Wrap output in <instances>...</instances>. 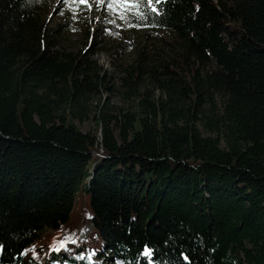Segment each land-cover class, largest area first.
Returning a JSON list of instances; mask_svg holds the SVG:
<instances>
[{
	"label": "trees",
	"instance_id": "trees-1",
	"mask_svg": "<svg viewBox=\"0 0 264 264\" xmlns=\"http://www.w3.org/2000/svg\"><path fill=\"white\" fill-rule=\"evenodd\" d=\"M46 1L0 0V264H264V0L107 6L110 26L171 36L123 77L167 92L90 117L102 75Z\"/></svg>",
	"mask_w": 264,
	"mask_h": 264
},
{
	"label": "rangeland",
	"instance_id": "rangeland-1",
	"mask_svg": "<svg viewBox=\"0 0 264 264\" xmlns=\"http://www.w3.org/2000/svg\"><path fill=\"white\" fill-rule=\"evenodd\" d=\"M106 9L107 2L102 4L100 0H88L87 5L79 3V0H47L45 5L46 20L51 25L63 23L60 31L61 47L72 53H82L84 58L93 60L98 74L102 75V85L105 86H97V90L88 93L86 104L92 111L88 117L100 107L108 112L121 107L140 113L145 108L144 98L149 102L157 97L166 98L165 81L161 78L154 79L143 68L139 77L134 81L137 85L134 91L128 89L123 77L130 65L138 62H155L148 57L137 61L135 59L137 47L142 46L144 52L151 53L152 48L159 46L151 41L161 40L156 38L169 40L171 36L158 30L157 36L153 34V37H145L141 29L127 32L119 24L110 26L104 20ZM97 45L101 48H97ZM90 50L93 51L91 54H89ZM154 51H157L153 54L157 59L162 58L166 52L165 49ZM214 98L215 104L219 107V98L217 96ZM195 124L202 133H207L199 120H196ZM78 127L82 131L89 132L98 128L92 120L78 123ZM209 134L214 135L213 132ZM87 215L89 216L90 213ZM90 230L91 222H87L82 226L79 236L83 237ZM46 231L51 232V229ZM51 233L55 236L58 231ZM95 254L93 249L89 250L88 255L91 259L96 258Z\"/></svg>",
	"mask_w": 264,
	"mask_h": 264
},
{
	"label": "snow or ice",
	"instance_id": "snow-or-ice-1",
	"mask_svg": "<svg viewBox=\"0 0 264 264\" xmlns=\"http://www.w3.org/2000/svg\"><path fill=\"white\" fill-rule=\"evenodd\" d=\"M100 2L103 4L107 2V6L109 9L116 10V9H125L130 10L132 8H139L141 4H148L151 6L153 4V0H100ZM155 2H159V0H155ZM79 3L86 4L88 3V0H79ZM153 11H155V8H152ZM143 18L142 16L140 17ZM76 243L75 239H72L71 237H66L64 240L59 241V245L61 247L65 246L68 242ZM145 255H151L150 250L145 251ZM91 257H89L90 259Z\"/></svg>",
	"mask_w": 264,
	"mask_h": 264
}]
</instances>
